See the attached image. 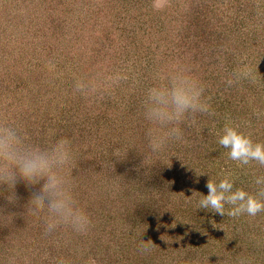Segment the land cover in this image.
<instances>
[{
    "label": "rangeland",
    "instance_id": "374dc122",
    "mask_svg": "<svg viewBox=\"0 0 264 264\" xmlns=\"http://www.w3.org/2000/svg\"><path fill=\"white\" fill-rule=\"evenodd\" d=\"M177 61L206 85L212 114L153 154L144 92ZM115 71L128 78L104 99L73 95L75 80ZM236 71L247 75L228 87ZM0 119L38 144L72 141L68 174L93 224L45 235L18 184L15 206L0 197V264H264V212L197 209L209 179L260 189L264 166L239 165L218 139L234 127L264 143V0H173L164 13L151 0H0Z\"/></svg>",
    "mask_w": 264,
    "mask_h": 264
},
{
    "label": "clouds",
    "instance_id": "9594fccd",
    "mask_svg": "<svg viewBox=\"0 0 264 264\" xmlns=\"http://www.w3.org/2000/svg\"><path fill=\"white\" fill-rule=\"evenodd\" d=\"M173 6V0H151L154 12L164 13ZM188 11V6H184ZM246 72L236 71L225 83L233 86L245 78ZM127 73L115 71L98 73L93 78L74 81L73 95L85 99H104L114 87L127 80ZM142 100V117L147 124L146 141L151 153H160L172 142L184 141V128L194 125L202 115H211L212 108L205 95L206 85L189 65L175 62L154 74ZM218 143L228 149V156L239 165L257 163L264 166V143L254 142L249 135L234 127H225ZM74 163L72 141L61 137L47 144L32 142L14 123L0 119V197L13 206L18 197L16 188L23 184L30 195L23 204V214L42 219L45 235L61 228L86 235L92 228V219L76 198L68 169ZM260 186L256 195L243 189L233 190V182L224 178L216 183L208 180V194L201 195L197 209L225 216V205L231 208L227 215L237 217L247 214L255 217L264 212V176L257 177ZM6 194V195H5ZM140 250L150 249L142 241ZM58 264H68L61 259Z\"/></svg>",
    "mask_w": 264,
    "mask_h": 264
}]
</instances>
